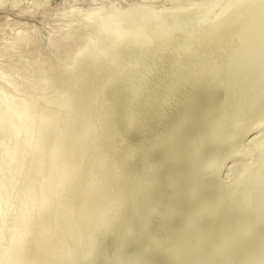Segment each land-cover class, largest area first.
<instances>
[{
    "label": "bare ground",
    "instance_id": "obj_1",
    "mask_svg": "<svg viewBox=\"0 0 264 264\" xmlns=\"http://www.w3.org/2000/svg\"><path fill=\"white\" fill-rule=\"evenodd\" d=\"M2 173L11 264H264V0H0Z\"/></svg>",
    "mask_w": 264,
    "mask_h": 264
},
{
    "label": "rangeland",
    "instance_id": "obj_2",
    "mask_svg": "<svg viewBox=\"0 0 264 264\" xmlns=\"http://www.w3.org/2000/svg\"><path fill=\"white\" fill-rule=\"evenodd\" d=\"M62 1L63 0H51V4L53 7H55V6L58 7V6L62 5ZM29 19L34 20L33 18H29ZM5 178H4V175L2 173L0 175V186L2 185L1 188H3L2 192H4V189H5V187L3 186L5 184L4 182H6ZM12 181L15 184V180H12ZM5 198L7 200H5ZM5 198L0 200V206H1V208H0V239H1V235H5L6 233H8L9 230L12 229V226L14 225L13 222L15 220L12 222L11 219H13V217H15L17 215V213L20 211L19 209L21 208V205H19L15 199L12 201L10 198L6 197V195H5ZM9 203H10V206H8ZM2 207L4 208V210L6 209V207H8L9 211L4 213V211H2ZM27 223L30 224L31 219H29L27 221ZM21 225L22 224H20L18 227L20 232H18V230H17L16 234H14V233L12 234L9 232V234H8V240L9 241L10 240L11 241L19 240L22 237V234L27 230V227L24 224L22 225V227H21ZM27 231H26V233H27ZM5 243H10V242H7L6 240H4V241L0 240V264H11V261H13L12 255L15 251L10 252V253L7 252L6 249L9 248V246H7ZM10 247L12 248L15 246L12 245Z\"/></svg>",
    "mask_w": 264,
    "mask_h": 264
}]
</instances>
